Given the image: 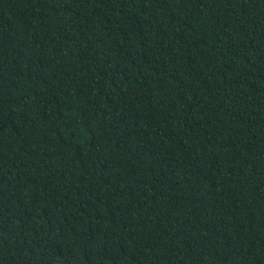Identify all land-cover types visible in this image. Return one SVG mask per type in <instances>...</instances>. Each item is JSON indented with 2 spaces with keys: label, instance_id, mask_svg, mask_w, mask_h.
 <instances>
[{
  "label": "trees",
  "instance_id": "1",
  "mask_svg": "<svg viewBox=\"0 0 264 264\" xmlns=\"http://www.w3.org/2000/svg\"><path fill=\"white\" fill-rule=\"evenodd\" d=\"M0 264H264V0H0Z\"/></svg>",
  "mask_w": 264,
  "mask_h": 264
}]
</instances>
